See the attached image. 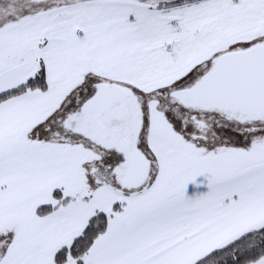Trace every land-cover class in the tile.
I'll list each match as a JSON object with an SVG mask.
<instances>
[{"label":"snow or ice","instance_id":"6c2138e0","mask_svg":"<svg viewBox=\"0 0 264 264\" xmlns=\"http://www.w3.org/2000/svg\"><path fill=\"white\" fill-rule=\"evenodd\" d=\"M0 264H264V0H0Z\"/></svg>","mask_w":264,"mask_h":264}]
</instances>
